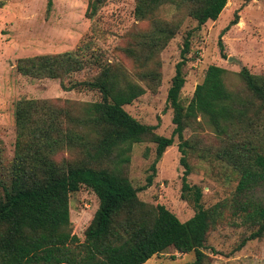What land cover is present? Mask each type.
<instances>
[{"label":"trees","instance_id":"trees-1","mask_svg":"<svg viewBox=\"0 0 264 264\" xmlns=\"http://www.w3.org/2000/svg\"><path fill=\"white\" fill-rule=\"evenodd\" d=\"M102 2L88 0V17ZM226 3L227 0H135L134 16L149 21L147 29L137 30L133 42L125 47L139 67L135 73L138 80L150 88L159 82L158 54L180 24L159 17V8L167 4L177 10L186 8L198 28L208 18L216 19ZM50 4L51 0H47V7ZM237 20L238 16L232 18L221 36ZM191 32L185 37L182 58L176 62L167 89L166 99L173 108L175 124L169 136L155 132V124L141 123L124 107L142 95L145 87L118 63L102 60L100 51L89 53V60L98 68L91 78L68 85L61 80L82 67L80 53L91 49L86 41L76 50L17 59L16 69L23 74L60 77L63 89H96L101 96L86 103L77 114L57 108L46 99L16 101L14 154L8 175L0 179V264H144L153 254L172 245L180 252L195 251V259L186 264L202 263L218 204L203 206L201 186L188 180L191 164L186 152L192 144L183 132L187 121L199 114L207 118L216 134L250 143L248 150L229 153L240 175L231 204L258 222L250 238L264 234V199L255 193L264 186V73H254L243 66L237 72L243 87L229 89L224 81L228 70L211 63L185 105L179 94L185 81L182 65L191 48ZM219 43L224 56L222 37ZM175 134L179 138V160L184 166L181 196L190 198L195 207L185 220L162 203L140 200L126 170L132 143L144 139L155 142L159 157L173 143ZM64 143L78 144L87 154L78 161L58 162L51 155ZM107 159V165L101 163ZM151 166L156 168L154 163ZM152 177L149 175V182ZM84 184L97 195L98 206L81 239L70 228L69 197Z\"/></svg>","mask_w":264,"mask_h":264},{"label":"rangeland","instance_id":"rangeland-1","mask_svg":"<svg viewBox=\"0 0 264 264\" xmlns=\"http://www.w3.org/2000/svg\"><path fill=\"white\" fill-rule=\"evenodd\" d=\"M87 4L88 0H51L47 7V0H0V179L8 175L14 154L18 99H46L57 108L77 114L86 103L101 96L96 89H63L60 77L23 74L16 69L19 57L76 50L86 41L91 49L80 53L83 64L79 70L61 78L66 85L89 79L97 72V66L88 58L91 51L95 54L100 51L102 60L118 63L133 79H139L135 74L139 67L127 55L125 47L133 42L137 30L147 29L149 21L134 16L135 0H104L91 17L86 14ZM158 15L180 23L175 35L158 54L160 80L151 88L138 80L145 91L124 107L141 123L155 124V132L169 136L175 124L173 108L166 99L167 89L176 62L182 58L187 33L192 31L191 48L182 65L185 81L179 94L181 101L185 105L190 102L195 85L202 81L211 63L225 67L228 70L224 79L226 86L239 90L243 87L237 74L241 67L264 73V0H227L216 19L208 18L198 28L186 8L177 10L167 4L159 8ZM235 16H238L237 22L221 36V30ZM220 37L224 42V56ZM207 121L201 114L192 117L183 132L192 144L186 152L191 164L188 180L201 186L203 206L211 208L218 204V215L208 230L200 264H264V234L250 238L258 222L231 204L240 175L229 153L248 150L250 143H238V137L229 139L216 134ZM173 137V143L159 157H156L155 142L144 139L132 143L126 170L140 200L162 203L185 220L194 213L195 207L190 198L181 196L184 166L179 160V138L176 134ZM63 145L51 155L58 162L78 161L87 154L78 144ZM101 163L107 165L109 161ZM149 175H153L151 182ZM255 193L264 199V186L258 187ZM97 206V195L85 184L70 194V228L81 239ZM194 259V250L180 252L172 245L153 254L144 264H186Z\"/></svg>","mask_w":264,"mask_h":264},{"label":"water","instance_id":"water-1","mask_svg":"<svg viewBox=\"0 0 264 264\" xmlns=\"http://www.w3.org/2000/svg\"><path fill=\"white\" fill-rule=\"evenodd\" d=\"M229 59L233 58L232 56H228Z\"/></svg>","mask_w":264,"mask_h":264}]
</instances>
